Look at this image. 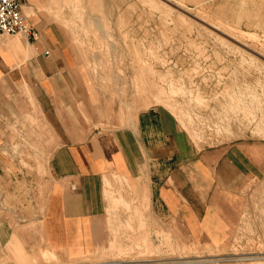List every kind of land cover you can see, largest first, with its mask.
Here are the masks:
<instances>
[{"label":"crops","instance_id":"crops-1","mask_svg":"<svg viewBox=\"0 0 264 264\" xmlns=\"http://www.w3.org/2000/svg\"><path fill=\"white\" fill-rule=\"evenodd\" d=\"M19 2L33 36L0 34V262L30 258L37 245L66 257L106 247L111 228L133 213L114 207L132 209L134 193L143 229L168 228L211 246L229 242L249 189L264 177V143L237 139L198 149L159 106L138 111L126 127L87 123L94 101L62 28L43 0ZM37 167L42 202L22 242L16 211Z\"/></svg>","mask_w":264,"mask_h":264},{"label":"rangeland","instance_id":"rangeland-1","mask_svg":"<svg viewBox=\"0 0 264 264\" xmlns=\"http://www.w3.org/2000/svg\"><path fill=\"white\" fill-rule=\"evenodd\" d=\"M42 3L48 18L62 28L78 75L85 78L94 101V117L86 116L87 123L103 129L126 127L138 111L159 106L175 116L198 149L237 139L264 143V1ZM200 14L205 21L228 24L234 34L208 26ZM240 30L253 36H236ZM157 89L168 104L150 96ZM20 153L23 158L30 154ZM37 169L31 186L23 184L28 196L16 211L22 242L25 230L34 228V209L41 207L39 179L44 172ZM115 179L119 183L120 177ZM121 180L118 188L125 189ZM132 196V209L124 202L114 207L122 205L133 213L127 222L111 228L112 240L106 247L66 257L37 245L30 258L0 264H100L111 259L147 261L139 264H264V177L249 189L230 240L222 246L187 242L182 232L168 228L143 229L137 206L141 204L135 193Z\"/></svg>","mask_w":264,"mask_h":264},{"label":"built area","instance_id":"built-area-1","mask_svg":"<svg viewBox=\"0 0 264 264\" xmlns=\"http://www.w3.org/2000/svg\"><path fill=\"white\" fill-rule=\"evenodd\" d=\"M0 34L33 36V29L21 8L19 0H0ZM146 260L111 259L100 264H139Z\"/></svg>","mask_w":264,"mask_h":264},{"label":"bare ground","instance_id":"bare-ground-1","mask_svg":"<svg viewBox=\"0 0 264 264\" xmlns=\"http://www.w3.org/2000/svg\"><path fill=\"white\" fill-rule=\"evenodd\" d=\"M166 1V0H165ZM182 1V0H181ZM204 1H206V0H196V3H202V2H204ZM262 1H264V0H262ZM175 6V5H174ZM178 10H179V8H178ZM184 11V10H183ZM200 12V11H199ZM185 13H186V11H185ZM194 13V12H193ZM178 14H180V13H178ZM196 14V13H195ZM193 15V14H192ZM191 15V16H192ZM183 16V15H182ZM202 15L200 14V16H199V18L201 19L200 21H204L205 23H207L208 24V26L209 25H211L212 27H214V28H216L217 30L218 29H220L221 30V32H223V31H225L224 33H227V32H229V33H232V31L227 27L228 26V24H224L223 22H215V21H212V20H210L209 19V21H205L202 17H201ZM179 17V16H178ZM184 17H185V15H184ZM193 17V16H192ZM198 17V16H197ZM196 17V18H197ZM191 18V17H190ZM186 19V18H185ZM196 24V23H195ZM200 24V23H199ZM206 24V25H207ZM200 26V25H199ZM207 27V26H206ZM213 28V29H214ZM204 29V28H203ZM228 34V33H227ZM232 34H234V33H232ZM236 36H238V37H244V36H253L252 34H250V33H247L246 31H242V30H240L239 31V34L238 35H236ZM240 39V38H239ZM169 82V81H168ZM177 89V88H176ZM150 96H152L153 97V100L155 101V102H160V104L162 103V104H164V105H166V104H168V103H166V99L164 98V96L165 95H163L162 93H161V90L160 89H157V90H153L152 91V93H151V95ZM167 97V96H166ZM168 99H169V97H168ZM167 99V100H168ZM184 119V118H183ZM251 122V121H250ZM112 176H113V174H111ZM110 175V176H111ZM108 177V176H107ZM114 177L116 178V177H120L119 175H114ZM118 179V178H117ZM108 180V179H107ZM116 180V179H115ZM120 180H121V178H120ZM117 181V180H116ZM108 183V182H107ZM110 183V182H109ZM115 183V182H114ZM119 183H120V181H119ZM123 183H125V182H123ZM121 185V184H120ZM123 185V184H122ZM124 186V185H123ZM121 188H122V186H121ZM107 189V188H106ZM125 189H128V187L127 188H125ZM96 255V254H95ZM112 256V255H111ZM95 257H97V256H95ZM99 257V256H98ZM96 259V258H95ZM99 259V258H98ZM205 260V259H204ZM74 261V260H73ZM107 261V260H106ZM190 262V261H189ZM94 264V263H93ZM97 264V263H96Z\"/></svg>","mask_w":264,"mask_h":264}]
</instances>
